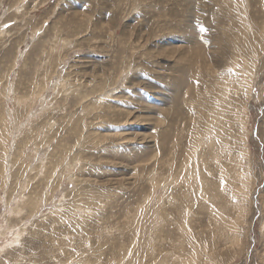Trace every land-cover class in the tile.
I'll list each match as a JSON object with an SVG mask.
<instances>
[{
    "label": "rangeland",
    "instance_id": "rangeland-1",
    "mask_svg": "<svg viewBox=\"0 0 264 264\" xmlns=\"http://www.w3.org/2000/svg\"><path fill=\"white\" fill-rule=\"evenodd\" d=\"M0 135V264H264V0H0Z\"/></svg>",
    "mask_w": 264,
    "mask_h": 264
},
{
    "label": "bare ground",
    "instance_id": "bare-ground-1",
    "mask_svg": "<svg viewBox=\"0 0 264 264\" xmlns=\"http://www.w3.org/2000/svg\"><path fill=\"white\" fill-rule=\"evenodd\" d=\"M49 23V22H48ZM227 80V79H226ZM127 81V80H126ZM125 82V81H124ZM93 87V86H92ZM10 90V89H9ZM64 91V90H63ZM62 91V92H63ZM66 91V90H65ZM100 91L101 92H99V93H102V89H100ZM35 92V91H34ZM13 93V92H12ZM95 94V93H94ZM58 95V94H57ZM120 100H121V98H120ZM19 101V100H18ZM103 101V100H102ZM98 102H99V100H98ZM100 104V103H99ZM102 105V104H101ZM43 107V106H42ZM220 108V107H219ZM103 109V108H102ZM114 110V109H113ZM101 111V110H100ZM112 111V110H111ZM128 112V111H127ZM102 114V113H101ZM110 115V114H109ZM30 119V118H29ZM127 119V118H126ZM76 120V119H75ZM66 121V120H65ZM133 121V120H132ZM145 122V121H144ZM101 123H103V122H101ZM108 123V122H107ZM127 124V123H126ZM126 124H125V126H126ZM131 124L132 123H130V126H131ZM9 126V125H8ZM214 129V128H213ZM10 132V131H9ZM32 134V133H31ZM1 136V135H0ZM25 136V135H24ZM109 136V135H108ZM27 137V136H26ZM123 138V137H122ZM22 139V138H21ZM25 139V138H24ZM131 139V138H130ZM3 140V139H2ZM54 140V139H53ZM104 140H105V138H104ZM128 141V140H127ZM227 141V140H226ZM132 142V141H131ZM208 144H210L209 145V147H211V148H214V145H213V141H211V140H209V142H208ZM207 144V145H208ZM82 147V146H81ZM83 148V147H82ZM217 148V147H216ZM215 148V149H216ZM83 151V150H82ZM158 152V151H157ZM211 152H212V150H211ZM218 152H219V150H218ZM213 155V154H212ZM193 156V155H192ZM219 156V155H218ZM53 157L56 159V157L53 155ZM203 159V158H202ZM72 160H77V159H75V158H73ZM3 161V160H2ZM51 161V163H48V164H54L53 166H52V169H54L55 170V174H56V171L58 170V168H60L59 166H60V163L62 162V161H58V159H56L55 161H53L52 160V158L51 157H49L48 158V162H50ZM71 165H72V163H71ZM38 167V166H37ZM64 167V166H63ZM62 167V168H63ZM47 168H48V165H47ZM39 169V168H38ZM37 169V170H38ZM34 170H35V168H34ZM36 170V171H37ZM13 171V170H12ZM11 171V172H12ZM33 171V170H32ZM53 171V170H52ZM23 175V174H22ZM31 174H29L28 176H30ZM39 175V174H38ZM178 175V174H177ZM53 176V175H52ZM51 177V176H50ZM30 179V178H29ZM31 180H33V178H31ZM30 180V181H31ZM242 180H243V178H242ZM44 183V182H43ZM6 184V183H5ZM7 185V184H6ZM242 185V184H241ZM52 186H53V184H52ZM41 187V186H40ZM238 189V188H237ZM15 195V194H14ZM32 195V194H31ZM15 197V196H14ZM177 197V196H176ZM16 198V197H15ZM0 200H2V199H0ZM11 200H13V199H11ZM180 200V199H179ZM89 201V200H88ZM12 202V201H11ZM11 202H10V207H12L11 206ZM86 203H88L89 204V202H86ZM9 205V204H8ZM10 207H8V208H10ZM81 207V206H80ZM90 207V206H89ZM83 208H84V206H83ZM11 209V208H10ZM75 209H77V208H75ZM91 209V208H90ZM13 210V209H12ZM214 210V209H213ZM15 211V209L13 210V212ZM85 211V210H84ZM89 211H91V210H89ZM96 211V210H95ZM240 211V210H239ZM12 212V213H13ZM38 212V211H37ZM218 213H219V211H218ZM9 214V213H8ZM88 216H89V214H88ZM224 216V215H223ZM76 217V216H75ZM243 217V216H242ZM70 218V217H69ZM86 218V217H85ZM188 218V217H187ZM11 219V218H10ZM7 220H8V218H7ZM78 220H80V219H78ZM88 220V219H87ZM63 221V220H62ZM79 222V221H78ZM82 222V221H81ZM85 222H86V220H85ZM88 222V221H87ZM10 223V222H9ZM75 223L77 224V222L75 221ZM174 223V222H173ZM182 223V222H181ZM57 224V223H56ZM183 224V223H182ZM185 224V223H184ZM58 225H59V223H58ZM80 226H81V224H80ZM190 227V226H189ZM223 227V226H222ZM179 228V227H178ZM187 228V227H186ZM10 229V228H9ZM11 231V230H10ZM58 231V230H57ZM77 231V230H76ZM79 231V230H78ZM170 233V232H169ZM177 233V232H176ZM180 233V232H179ZM170 235V234H169ZM184 235V234H183ZM190 235V234H189ZM88 237H90V236H88ZM137 237V236H136ZM19 239V238H18ZM134 239V238H133ZM1 241V240H0ZM170 241V240H169ZM236 241V240H235ZM146 242V241H145ZM191 242V241H190ZM15 245V244H14ZM140 245V244H139ZM182 245V244H181ZM184 245V244H183ZM181 247V246H180ZM145 248V247H144ZM165 249H167V248H165ZM187 249V248H186ZM189 249H191V248H189ZM82 250V249H81ZM138 250V249H137ZM190 251V250H189ZM80 252V251H79ZM191 252V251H190ZM134 253V252H133ZM171 253V252H170ZM173 253V252H172ZM171 253V254H172ZM197 253V252H196ZM207 253V252H206ZM219 253V252H218ZM79 254V253H78ZM169 255V254H168ZM198 255V254H197ZM172 256V255H171ZM199 257V256H198ZM230 257V256H229ZM130 258V257H129ZM197 258V257H196ZM210 258V257H209ZM174 261V260H173ZM203 261H205V260H203ZM137 262V261H136ZM176 262V261H175ZM138 263V262H137ZM189 264V263H188Z\"/></svg>",
    "mask_w": 264,
    "mask_h": 264
}]
</instances>
